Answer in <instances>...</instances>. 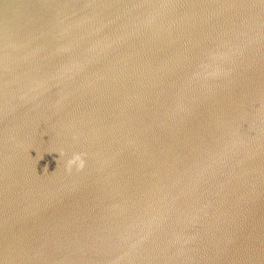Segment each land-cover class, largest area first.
Segmentation results:
<instances>
[{
  "label": "water",
  "instance_id": "1",
  "mask_svg": "<svg viewBox=\"0 0 264 264\" xmlns=\"http://www.w3.org/2000/svg\"><path fill=\"white\" fill-rule=\"evenodd\" d=\"M108 218L109 264H264V0H0V264Z\"/></svg>",
  "mask_w": 264,
  "mask_h": 264
},
{
  "label": "bare ground",
  "instance_id": "2",
  "mask_svg": "<svg viewBox=\"0 0 264 264\" xmlns=\"http://www.w3.org/2000/svg\"><path fill=\"white\" fill-rule=\"evenodd\" d=\"M75 250L76 249L72 247V248H70V250H69V252L67 254V257L71 258L69 260V264H75V263L79 262L81 260V258L88 259L87 263L85 262V264H98V263L100 264L101 258L103 257V256H100V255L98 257L96 254L90 255V253L83 252V250H76V252H75ZM74 261H75V263H74ZM65 264H66V262H65Z\"/></svg>",
  "mask_w": 264,
  "mask_h": 264
},
{
  "label": "rangeland",
  "instance_id": "3",
  "mask_svg": "<svg viewBox=\"0 0 264 264\" xmlns=\"http://www.w3.org/2000/svg\"><path fill=\"white\" fill-rule=\"evenodd\" d=\"M107 222L109 223L111 229H110L109 238L106 239V240H107L108 245L110 244V248H114V250H116V251L112 252L113 254L110 253V255L107 258L106 257H102L101 258V261H100V264H109V263H111V262L107 261V259L108 260L109 259L112 260V257H110V256H115L117 254L116 253L117 252L116 246H119L118 243H117V241H116V238H111L110 237L112 234H113V236H115L118 233L117 232V228L114 225H112V224L116 223V221L114 219L108 218L107 219ZM109 225H107V229L108 230H109ZM124 228H126V225H124V226L122 225L121 226V229H124ZM120 233H122V231ZM109 249H105V250L108 251Z\"/></svg>",
  "mask_w": 264,
  "mask_h": 264
}]
</instances>
